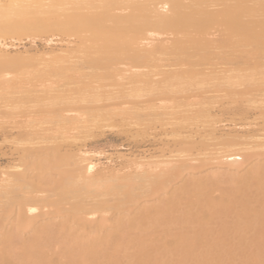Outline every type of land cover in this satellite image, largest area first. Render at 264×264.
Segmentation results:
<instances>
[{"label":"bare ground","instance_id":"bare-ground-1","mask_svg":"<svg viewBox=\"0 0 264 264\" xmlns=\"http://www.w3.org/2000/svg\"><path fill=\"white\" fill-rule=\"evenodd\" d=\"M2 157L0 264H264V0H0Z\"/></svg>","mask_w":264,"mask_h":264},{"label":"rangeland","instance_id":"rangeland-1","mask_svg":"<svg viewBox=\"0 0 264 264\" xmlns=\"http://www.w3.org/2000/svg\"><path fill=\"white\" fill-rule=\"evenodd\" d=\"M33 51V52H32ZM31 51V54H33L34 56H35V50H32ZM38 53H40L39 55H41L42 54V52L41 51H38ZM38 53H36V56L38 55ZM38 55V56H39ZM40 57V56H39ZM242 93L243 92H239V96H241L242 95ZM238 97V96H237ZM244 104V107L247 109L248 108V111H251V107L252 106H250V104L249 103H243ZM246 104H248V105H246ZM250 109V110H249ZM107 132H108V129H107ZM106 132V133H107ZM3 146V145H2ZM118 150H120V152L122 151H125V150H123L122 148H120V147H118V148H116V149H114V148H105L104 149V152L100 155L101 157H99V159H100V161H106V159H107V156H110V154L112 153V154H116L117 152H118ZM5 161H6V157H2V158H0V166L4 163V164H6L5 163ZM3 162V163H2ZM3 164V165H4Z\"/></svg>","mask_w":264,"mask_h":264}]
</instances>
